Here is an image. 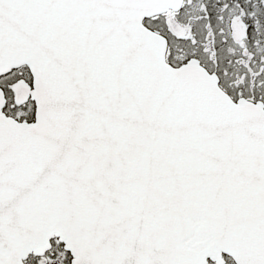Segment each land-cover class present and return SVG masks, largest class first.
<instances>
[{"label": "snow or ice", "instance_id": "1", "mask_svg": "<svg viewBox=\"0 0 264 264\" xmlns=\"http://www.w3.org/2000/svg\"><path fill=\"white\" fill-rule=\"evenodd\" d=\"M0 264H264V0H0Z\"/></svg>", "mask_w": 264, "mask_h": 264}]
</instances>
